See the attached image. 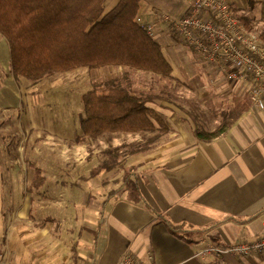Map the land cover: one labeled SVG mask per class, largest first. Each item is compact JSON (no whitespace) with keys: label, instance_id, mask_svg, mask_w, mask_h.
Here are the masks:
<instances>
[{"label":"rangeland","instance_id":"rangeland-1","mask_svg":"<svg viewBox=\"0 0 264 264\" xmlns=\"http://www.w3.org/2000/svg\"><path fill=\"white\" fill-rule=\"evenodd\" d=\"M227 1L234 17L242 15L243 5L250 3ZM113 6V0H107L104 9L107 12ZM259 22L257 18L250 22L257 35L264 29V23ZM6 45L0 37V88L9 85L15 96L12 104L0 109V229L4 235L0 246L4 249L8 244L6 252L23 264L77 263L80 249L92 235L86 229L97 228L100 213L107 212L111 199L122 192L121 186L134 183L124 180L126 166L131 161L138 164L166 139L162 136L160 141L149 143L148 150L137 153L136 144H145L153 135L108 133L95 141L75 144V135L80 133V95L92 84L117 79L137 94L153 96L161 118L168 120V129L213 132L225 122L221 116L227 111L228 100H217L216 87L207 78H198V68L207 65L191 50L190 61L171 79L107 67L79 68L67 75L32 82L24 78L14 81L8 73ZM199 87L211 97L204 98ZM173 111L175 117L166 116V112ZM115 147H121L118 155L113 151ZM100 165L104 169L91 173ZM31 166L40 168L46 181L40 191L27 193ZM132 170L131 165L128 171ZM110 192L113 197L107 200ZM104 200L108 203L101 208ZM92 253L86 254L92 258ZM0 254L3 257L4 250Z\"/></svg>","mask_w":264,"mask_h":264},{"label":"crops","instance_id":"crops-1","mask_svg":"<svg viewBox=\"0 0 264 264\" xmlns=\"http://www.w3.org/2000/svg\"><path fill=\"white\" fill-rule=\"evenodd\" d=\"M186 6L187 0H141L136 18L140 26L151 28L152 39L173 67L172 75L190 61V49L179 43L161 15L181 16ZM243 8L242 15L250 21L264 20V0H252ZM198 70L199 79L205 77L216 87L217 100H228L227 110L233 97L247 96L239 82L227 81L215 68ZM6 85L0 88V109L12 104L15 96ZM199 88L204 98L211 97ZM153 106L162 116L160 107ZM173 113L165 114L173 118ZM162 119L168 126L166 117ZM187 131L169 129L162 144L138 164L131 161L126 166L134 167L127 177V182L134 183L121 186L107 212L100 213L97 228L86 229L94 234L86 231L92 235L73 264H117L127 249L138 261L147 262L151 254L156 264H264V256L205 261L195 257L203 241L231 246L241 239L255 241L264 236V110L254 113L249 105L223 135L209 142ZM3 236L0 229V245ZM7 246H0L4 250L0 264H23L10 257ZM88 252H93L92 258Z\"/></svg>","mask_w":264,"mask_h":264},{"label":"trees","instance_id":"trees-1","mask_svg":"<svg viewBox=\"0 0 264 264\" xmlns=\"http://www.w3.org/2000/svg\"><path fill=\"white\" fill-rule=\"evenodd\" d=\"M105 1L0 0V37L8 47V68L13 80L24 78L38 82L79 68L107 67L171 79L173 67L152 36L136 21L141 0H118L107 12ZM234 18L247 31H253L246 16ZM260 21L264 23L263 19ZM257 36L264 42V29ZM80 96V133L74 138L77 145L87 140L95 141L108 133L153 135L145 144H136L134 152L137 153L148 150L149 143L160 141L169 131L153 106L156 98L137 94L121 86L117 79L94 83ZM249 105L247 96L233 97L230 109L221 116L225 122L213 132L192 130L194 137L209 142L223 135ZM120 149H113L115 155ZM31 167L33 173L25 190L27 193L40 191L46 181L40 168ZM101 169L104 167L100 165L91 173L96 174ZM128 172L125 170L124 180L130 175ZM112 195L110 192L107 200ZM107 203L104 200L101 208ZM149 211L159 216L151 208ZM86 231L94 234L91 230Z\"/></svg>","mask_w":264,"mask_h":264},{"label":"built area","instance_id":"built-area-1","mask_svg":"<svg viewBox=\"0 0 264 264\" xmlns=\"http://www.w3.org/2000/svg\"><path fill=\"white\" fill-rule=\"evenodd\" d=\"M227 0H187L181 16L162 14L161 18L179 40L200 59L215 68L227 81L241 84L250 101L251 112L264 110V42L247 31L231 13ZM152 36L150 27L141 26ZM117 264H156L150 254L147 262L135 258L127 249ZM263 257L264 236L255 241L241 239L224 246L203 241L195 257Z\"/></svg>","mask_w":264,"mask_h":264}]
</instances>
